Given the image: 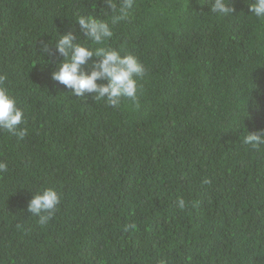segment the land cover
<instances>
[{"label": "trees", "instance_id": "16d2710c", "mask_svg": "<svg viewBox=\"0 0 264 264\" xmlns=\"http://www.w3.org/2000/svg\"><path fill=\"white\" fill-rule=\"evenodd\" d=\"M248 2L224 17L212 0H134L112 24L103 0H0V75L28 129L0 131V264H264V145L243 143L264 129V20ZM80 15L145 66L138 108L52 80L60 57L40 42ZM45 188L61 203L40 225L26 209Z\"/></svg>", "mask_w": 264, "mask_h": 264}, {"label": "clouds", "instance_id": "9594fccd", "mask_svg": "<svg viewBox=\"0 0 264 264\" xmlns=\"http://www.w3.org/2000/svg\"><path fill=\"white\" fill-rule=\"evenodd\" d=\"M133 3L134 0H103L107 10L105 14H110L112 24L127 16ZM247 7L248 14L264 20V0H251ZM209 11L226 17L232 16L235 9L230 0H212ZM75 22L79 25V33H58L55 40L40 42L42 53L53 57L50 48H54L56 56L60 57L51 72L52 80L71 90V94L77 98L84 97L86 93L94 94L95 100H103L116 109L120 107L121 98H127L138 108V79L145 74L143 63L135 55H122L120 50L107 45L113 36L108 20L80 15ZM5 80L6 76L0 75V131L22 140L28 135V129L23 126L24 111L17 107L16 98L4 86ZM243 143L259 150L264 145V129L247 131ZM6 169L7 164L0 161V172ZM60 203L61 194L53 188H45L32 193L26 210L38 217V224L46 225L54 217ZM177 203L180 209L186 206L183 198L178 199Z\"/></svg>", "mask_w": 264, "mask_h": 264}]
</instances>
